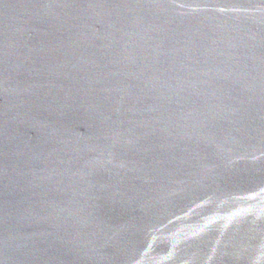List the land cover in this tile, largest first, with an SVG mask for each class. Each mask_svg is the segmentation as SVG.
<instances>
[{
    "label": "water",
    "instance_id": "1",
    "mask_svg": "<svg viewBox=\"0 0 264 264\" xmlns=\"http://www.w3.org/2000/svg\"><path fill=\"white\" fill-rule=\"evenodd\" d=\"M0 264H264V0H0Z\"/></svg>",
    "mask_w": 264,
    "mask_h": 264
}]
</instances>
